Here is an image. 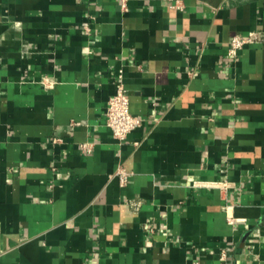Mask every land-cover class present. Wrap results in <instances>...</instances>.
<instances>
[{
	"label": "crops",
	"instance_id": "1",
	"mask_svg": "<svg viewBox=\"0 0 264 264\" xmlns=\"http://www.w3.org/2000/svg\"><path fill=\"white\" fill-rule=\"evenodd\" d=\"M250 32L264 0H0V264H264V39L228 56Z\"/></svg>",
	"mask_w": 264,
	"mask_h": 264
},
{
	"label": "built area",
	"instance_id": "2",
	"mask_svg": "<svg viewBox=\"0 0 264 264\" xmlns=\"http://www.w3.org/2000/svg\"><path fill=\"white\" fill-rule=\"evenodd\" d=\"M263 39V35L259 32H250L246 35H235L230 41L228 56L237 57L245 45L254 44ZM43 83L45 86H52L48 78H44ZM130 104L131 99L128 89L122 84L119 85L116 93L108 102L106 124L112 130L114 138L120 143L126 141L129 134L143 124V120L131 112ZM58 140L59 139H55L54 141ZM82 147L88 151L91 150V145L88 143L83 144ZM116 175L122 185H126L132 179V174L128 172L124 166L118 168ZM217 185L221 188H227L228 183L220 182ZM231 221H233V219ZM225 256L226 252H223L222 257L224 258ZM194 264L200 263L195 262Z\"/></svg>",
	"mask_w": 264,
	"mask_h": 264
},
{
	"label": "trees",
	"instance_id": "3",
	"mask_svg": "<svg viewBox=\"0 0 264 264\" xmlns=\"http://www.w3.org/2000/svg\"><path fill=\"white\" fill-rule=\"evenodd\" d=\"M208 1H210V2H212V3H215V4H218V3H220L222 0H208Z\"/></svg>",
	"mask_w": 264,
	"mask_h": 264
}]
</instances>
